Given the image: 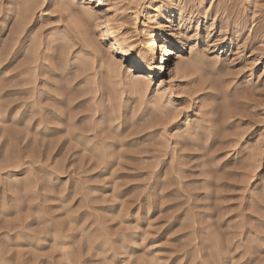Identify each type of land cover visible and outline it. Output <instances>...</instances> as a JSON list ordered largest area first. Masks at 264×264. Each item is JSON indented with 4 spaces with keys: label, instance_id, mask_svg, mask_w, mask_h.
<instances>
[{
    "label": "rangeland",
    "instance_id": "1",
    "mask_svg": "<svg viewBox=\"0 0 264 264\" xmlns=\"http://www.w3.org/2000/svg\"><path fill=\"white\" fill-rule=\"evenodd\" d=\"M72 1L34 0L25 21L24 0H0V51L25 22L22 51L0 80V264H264V0H106L112 26L123 23L138 51L155 14L160 46L185 49L145 92L127 63L118 76L107 67L99 20L85 25L84 10H103ZM31 48L34 97L24 92L33 86L9 81ZM53 97L71 115L51 152L27 128L24 105L55 106ZM207 113L209 141L194 125ZM190 121L199 147L189 144ZM66 126L94 128L78 138L94 147ZM94 148L101 155L91 159Z\"/></svg>",
    "mask_w": 264,
    "mask_h": 264
},
{
    "label": "bare ground",
    "instance_id": "2",
    "mask_svg": "<svg viewBox=\"0 0 264 264\" xmlns=\"http://www.w3.org/2000/svg\"><path fill=\"white\" fill-rule=\"evenodd\" d=\"M34 0H24V9H23V17L25 18V21H26V19H27V16H30L31 14V12H33V2ZM71 1V0H70ZM74 1H76V0H74ZM74 1H72V2H74ZM78 1H80V0H78ZM90 3H92L93 5H95V8L96 9H100V10H103V11H101V15H99V17H97L94 13H93V10H84L83 12H82V14H83V16H84V19H86V21H84V23L85 22H87V23H91V21H94V20H99V22H100V26H101V28H102V31H103V34H104V36H105V38H106V40H107V42H108V49H107V53L109 54V57L112 59V61L110 60V62L107 64V67L110 69V71L111 72H113L114 74H118L120 71H121V69H122V67H123V65L125 64V63H127L130 67H129V72L133 75V74H143V77H144V80H141V79H137L136 78V80H135V78L133 77V76H131V77H133L134 78V80H132V81H135V82H133V83H136V85H138L137 86V88L139 89V91H144L145 89H146V87H148L147 85L150 83V81H152V80H157L158 82H160L161 84L164 82L163 81V79L166 77V75L168 74V71H169V63H170V61L172 60V59H174V58H176L177 56H179V54L181 53V51L183 50H185L184 48H182V47H180V46H175V47H162V46H160V41H159V38L157 37V24H158V22L160 21V18H159V16H156V14L154 15V16H151L148 20V23L146 24L145 22V26H143V33H144V35H145V40H144V42H143V50H140L139 49V51L137 50V46L135 45V41H134V35H132V34H128V31H126V30H123V32L121 31L122 29H123V23H119V25H118V27H113L112 26V23H111V20H110V15H111V8H109V6H108V4H107V2H106V0H88ZM84 2V1H83ZM71 3V2H70ZM80 4V3H79ZM86 4V3H85ZM22 5V6H23ZM75 5V4H74ZM19 7V6H18ZM40 7V6H39ZM68 7V6H67ZM66 7V8H67ZM35 8V7H34ZM63 8V7H62ZM89 8V7H88ZM166 8V7H165ZM64 9V8H63ZM30 14V15H29ZM238 14V13H237ZM243 14V13H242ZM80 16V15H79ZM78 17V16H77ZM136 17V16H135ZM29 18V17H28ZM82 18V17H81ZM72 20V19H71ZM83 20V19H82ZM81 20V21H82ZM113 21V20H112ZM170 21V20H169ZM121 22V21H120ZM24 24H20V28H21V26L22 25H25V22H23ZM87 23H85V25L87 24ZM75 24V23H74ZM65 25V24H64ZM81 25V24H80ZM89 25V24H88ZM69 27V26H68ZM20 28L18 29V33L16 34V32H15V34H12L11 36H10V39H9V41L6 43V45L4 46V49L3 50H1L0 51V80L3 82L4 81V79H7L6 77H2L1 76V74H2V72H4V70H7L10 66H11V64H12V62H14L13 60H14V58L15 57H17V55H18V53L20 52V51H22V50H19V48H16L17 46V44H19L20 43V35H22V34H19V31H20ZM220 32V31H219ZM83 33V32H82ZM138 34V33H137ZM180 34V33H179ZM32 36V35H31ZM87 36V35H86ZM165 36H167V35H165ZM164 36V37H165ZM179 36V35H178ZM168 37V36H167ZM89 38V37H88ZM136 38V37H135ZM169 38H171V39H175V38H179V37H176L175 35H171V36H169ZM31 39V38H30ZM82 39V38H81ZM85 39V38H84ZM92 39V38H91ZM91 39H89V40H91ZM83 40V39H82ZM87 40V39H86ZM161 40H163V38H161ZM51 42V41H50ZM43 44V43H42ZM1 45V44H0ZM16 46V47H15ZM86 46V45H85ZM3 48V47H2ZM35 48H38L37 47V45H36V47ZM35 48H31L30 49V51H27V54H28V52H30L29 53V55H26V56H28V57H26V61H24V66L23 65H18V66H21V72L18 74V75H12V76H10V80L9 81H16L17 83H15L14 82V84L16 85V84H21V83H23V84H25V85H27V86H35V81L34 80H36L38 77V75L36 76L37 78H35L34 76V74H30V72L32 71V72H35V71H33L35 68H38L37 66L35 67L34 65H37L36 64V62H40L39 60H38V58H37V56L38 55H36V51H37V49L35 50ZM22 49V48H21ZM40 49V48H39ZM65 51V50H64ZM38 52V51H37ZM22 53V52H21ZM46 53V52H45ZM197 53V52H196ZM44 55V54H43ZM39 57H40V54H39ZM43 57V56H42ZM117 57H119L120 59L119 60H116V58ZM196 57V56H195ZM118 59V58H117ZM193 61L194 62H196V61H199V59L196 57V58H193ZM19 62V61H18ZM52 62V61H51ZM193 63V62H192ZM197 64V63H196ZM39 65V64H38ZM66 65V64H65ZM193 65V64H192ZM41 66V65H40ZM45 66V65H44ZM68 66V65H67ZM189 66V65H188ZM187 66V67H188ZM32 67H34V69L32 70ZM190 67V66H189ZM20 68V67H19ZM19 68H18V70H19ZM42 68V67H41ZM55 68V67H54ZM40 69V68H39ZM35 70H37V69H35ZM176 70V72L177 73H186V68H185V66H184V64L183 65H180V66H178V68H176L175 69ZM17 70H15V72H16ZM30 71V72H29ZM48 71V70H47ZM101 71V70H100ZM39 72V71H38ZM57 72V71H56ZM8 73H9V71H8ZM42 73V72H41ZM53 73H55V72H53ZM181 73V74H182ZM7 74V73H6ZM39 74V73H38ZM45 74V73H44ZM19 75H23V76H21V78L19 79ZM42 74H39V76H41ZM58 75H59V73H58ZM102 75V74H101ZM174 75L175 76H177L175 73H174ZM174 75H172V76H174ZM118 76V75H117ZM174 76V77H175ZM43 77V76H42ZM116 77V76H115ZM173 77V78H174ZM3 78V79H2ZM40 78V77H39ZM90 79H91V77H90ZM8 80H6V81H8ZM0 81V84H2V82ZM8 81V82H9ZM100 81V80H99ZM131 81V82H132ZM5 82V81H4ZM36 82H37V80H36ZM6 83V82H5ZM56 83V82H55ZM22 84V85H23ZM108 84H110V83H108ZM221 84V83H220ZM3 85V84H2ZM21 85V86H22ZM25 85H23V86H25ZM55 85V84H54ZM107 85V84H106ZM18 86V85H17ZM33 86V87H34ZM39 86V85H38ZM37 86V87H38ZM110 86H111V84H110ZM29 87L30 89H27L26 91L24 90V92L26 93L27 91H28V96L30 95V97L31 96H33L34 97V94H31L32 92L31 91H35L36 89V87ZM44 87H45V85H44ZM134 87H135V84H134ZM144 87H145V89H144ZM189 87V86H188ZM92 88V87H91ZM168 88V87H167ZM23 89V88H22ZM38 89V88H37ZM135 89H136V87H135ZM163 89V88H162ZM43 90V89H42ZM164 90V89H163ZM19 91H22V90H19ZM197 91V90H196ZM47 92H49V91H47ZM145 92V91H144ZM143 92V93H144ZM160 92V91H159ZM200 92V91H199ZM33 93H35V92H33ZM41 93H42V91H41ZM158 93V92H157ZM198 93V92H197ZM252 93V92H251ZM15 98H16V105H15V107H16V109L18 110V109H20V105L22 104H19V103H17V101L19 100V99H21V98H18L19 97V92L16 90L15 91ZM39 94V93H38ZM43 94V93H42ZM47 94V93H46ZM45 94V95H46ZM57 94V93H56ZM162 94V93H161ZM195 94V93H194ZM50 95V94H49ZM92 95V94H91ZM141 95H143L142 93H141ZM243 95V94H242ZM54 96V95H53ZM56 96V95H55ZM161 96V95H160ZM162 96H163V94H162ZM196 96V95H195ZM26 97V96H25ZM113 97V96H112ZM52 98V97H51ZM92 98V97H91ZM144 98H146V97H144ZM161 98V97H160ZM159 98V99H160ZM225 98V97H224ZM24 99H26V98H24ZM29 99V98H28ZM33 99V98H32ZM35 99V98H34ZM53 99H54V102L55 103H57V105H52V106H50L49 104H46V106L45 107H40V104L41 103H39L38 101H39V97H38V101H37V99H36V101H32V103H27V104H25L24 105V110L25 111H31V112H33L32 114V116L31 117H29V118H31V120L28 122V123H26V124H28V126H27V128L34 134V137H36V135H38V134H40V135H42V137H44V138H42V139H44V141L42 140V142H43V145L46 143V146H47V148L49 149V151H51L52 152V150L51 149H53L52 148V146H55V145H58L57 143H56V141H59L60 142V139H57V140H55L56 138H57V136L59 135V134H61V133H63V132H65V130H64V126L62 127V128H60L59 126H58V124H63L64 123V121H65V118L67 117V115L69 116V115H71L70 114V112L69 111H64V109H62V110H60L61 109V107L62 108H64L63 107V102H62V100L61 99H59V97H53ZM113 99V98H112ZM230 99V98H229ZM30 101V100H29ZM41 101V100H40ZM43 101V100H42ZM41 101V102H42ZM74 101V100H73ZM118 102V101H117ZM171 102V101H170ZM43 103V102H42ZM159 103V102H158ZM195 104L197 103V101H195L194 102ZM205 103V102H204ZM58 104H59V107H57L58 106ZM93 104V103H92ZM9 105V104H8ZM160 105V104H159ZM206 105V104H205ZM23 106V105H22ZM44 106V105H43ZM158 106V105H157ZM14 107V108H15ZM198 107H200V106H198ZM137 108V107H136ZM115 109H116V107H115ZM135 109V108H134ZM160 109V108H159ZM164 109V108H163ZM204 109H206V108H204ZM209 109V108H208ZM232 109V108H231ZM1 110V109H0ZM161 110V109H160ZM210 110V109H209ZM228 110V109H227ZM94 111V110H93ZM113 111V110H112ZM119 111V110H118ZM158 111V110H157ZM176 111V110H175ZM181 111V110H180ZM161 112V111H160ZM159 112V113H160ZM227 112V111H226ZM19 113V112H18ZM162 113V112H161ZM201 113V112H200ZM93 114V113H92ZM115 114H117V113H115ZM119 114V113H118ZM117 114V115H118ZM133 114V113H132ZM164 113H162V115H163ZM212 114V113H211ZM238 114V113H237ZM165 115V114H164ZM179 115V114H178ZM181 115V114H180ZM222 115H224V114H222ZM132 116V115H131ZM207 116L208 117H203V118H200V119H197L196 121H197V123L199 124V123H201V124H197V123H195L194 122V125L196 124V126H199V127H201V130L202 129H206V131L208 132L207 134H201V135H205V137L203 136V138L204 139H206V141H209L212 137H211V135L212 134H210V128H206V122L208 123V122H210V115L207 113ZM22 117V116H21ZM27 117V118H28ZM104 117V116H103ZM168 117V116H167ZM174 117V116H173ZM176 117H177V115H176ZM228 117V116H227ZM237 117V116H236ZM27 118H25V119H27ZM111 118H113V117H111ZM117 118V117H116ZM178 118V117H177ZM190 118V115H187L186 116V118H185V120L186 121H188V120H190L189 119ZM244 118V117H243ZM24 119V118H23ZM134 119V118H133ZM165 119V118H164ZM173 119H175V117L173 118ZM192 119V118H191ZM233 119V118H232ZM245 119V118H244ZM162 120V119H161ZM167 120V119H166ZM170 120H171V118H170ZM229 120V119H228ZM231 120V119H230ZM115 121V120H114ZM113 121V122H114ZM117 121V120H116ZM192 121V120H191ZM191 121H190V123L188 124L187 122H185V123H187L188 125H187V129H185V130H187L186 131V133L188 134V137H191V139H190V141L189 140H187V141H189L190 143V146L192 147V148H195V147H199V146H201L202 145V143H200L198 140H197V135H199L197 132L198 131H196V130H198V129H195L196 127H194V125L192 126V123H191ZM22 122V121H21ZM109 122V121H108ZM161 122H163V120L161 121ZM203 122H205V124H203ZM213 122V121H212ZM65 123H66V121H65ZM111 123V122H110ZM61 124V125H62ZM67 124V123H66ZM157 124V123H156ZM169 123H167V125H168ZM210 124H211V122H210ZM112 125V124H111ZM165 125H166V123H165ZM205 126V128H204V126ZM208 125V124H207ZM226 125V124H225ZM17 126V125H16ZM77 126V125H76ZM98 126V125H97ZM120 127V126H119ZM154 127V126H153ZM164 127V126H163ZM226 127V126H225ZM95 128H97V127H95ZM117 128V127H116ZM165 128V127H164ZM198 128V127H197ZM238 128V127H237ZM94 129V128H93ZM92 128H90V127H86V128H79V129H77L78 131H73V129H67V126H66V132H68L69 133V135L71 136V138H72V140H75V142H77V144L78 145H81V146H85L86 148H88V147H90V146H92L91 144H90V142L91 143H93L92 141H90L89 139H88V141L87 140H85V141H81V139H80V141H79V139L78 138H81L82 137V140H84V138H85V135L86 134H89V133H93V132H95L94 130H93ZM230 129V128H229ZM163 130V129H162ZM234 130V129H233ZM238 130V129H237ZM3 131V130H2ZM100 131V130H99ZM102 131H105V130H102ZM138 131V130H137ZM181 131V130H180ZM200 131V130H199ZM244 131V130H243ZM185 132V131H184ZM239 132V131H238ZM101 133V132H100ZM204 133H206V132H204ZM234 133V132H233ZM236 133V132H235ZM245 133V132H244ZM244 133H241V136H242V134H244ZM179 134V133H178ZM28 135V134H27ZM93 135V134H92ZM101 135V134H100ZM83 136H84V138H83ZM94 136H95V134H94ZM98 136V135H97ZM176 136V135H175ZM241 136H239V137H241ZM96 137V136H95ZM199 137V136H198ZM58 138H59V136H58ZM61 138V137H60ZM171 138V137H170ZM178 138V137H177ZM214 138V137H213ZM233 138V137H232ZM54 141H53V140ZM85 139H87V138H85ZM99 139V138H98ZM106 139V138H105ZM109 139V138H108ZM199 139V138H198ZM46 140V141H45ZM212 140H215V139H212ZM10 141V140H9ZM105 141V140H104ZM223 141V140H222ZM67 141H65L64 143H66ZM162 142V141H161ZM260 142V141H259ZM56 143V144H55ZM100 143V142H99ZM109 143V142H108ZM111 143V142H110ZM116 143V142H115ZM168 143V142H167ZM186 143V142H185ZM224 143V142H223ZM236 143V142H235ZM55 144V145H54ZM113 144V143H112ZM120 144V143H119ZM180 144V143H179ZM77 145V146H78ZM104 145H106V143L104 144ZM103 145V146H104ZM109 145V144H108ZM167 145V144H166ZM205 145V144H204ZM229 145V144H228ZM231 145V144H230ZM45 146V147H46ZM75 146H76V144H75ZM80 146V147H81ZM100 146V145H99ZM98 146V147H99ZM162 146V145H161ZM177 146V145H176ZM213 145L212 144H210V149H211V147H212ZM225 146V145H224ZM233 146H234V144H233ZM94 146H92V148H93ZM101 147V146H100ZM35 148V147H34ZM91 148V147H90ZM97 150H98V148H97V146L95 147ZM94 148V149H95ZM112 148V147H111ZM117 148V147H116ZM213 148V147H212ZM233 148V147H232ZM85 149V148H84ZM93 149V151L94 152H91V155H92V153H94V154H96V153H98V156H97V154L96 155H92L91 157H89V158H91V159H93L94 158V156H97V157H100V152L99 151H97L96 149L94 150ZM100 149V151H101V148H99ZM235 149V148H234ZM91 150V149H90ZM108 150V149H107ZM153 150V149H152ZM203 151V150H202ZM157 152V151H156ZM185 152V151H184ZM214 152V151H213ZM254 152V151H253ZM113 153V152H112ZM161 153V152H160ZM163 153V152H162ZM205 153V152H204ZM218 153V152H217ZM103 154H105L104 156L106 157L107 155H106V151H105V153H103ZM109 154V153H108ZM158 154V153H157ZM35 155V154H34ZM161 155V154H160ZM168 155V154H167ZM103 156V155H102ZM104 156L103 157H101L100 159L102 160V161H104V159H102V158H104ZM191 156V155H190ZM259 156V155H258ZM171 157V156H170ZM206 157V156H205ZM216 157V156H215ZM252 157V156H251ZM107 158H110V156L109 157H107ZM214 158V157H213ZM97 159H99V158H97ZM106 159V158H105ZM155 159H157V158H155ZM210 159V158H209ZM218 159V158H217ZM254 159V158H253ZM84 160V159H83ZM108 160V159H107ZM183 160V159H182ZM215 159H212L211 160V162L212 161H214ZM255 160V159H254ZM50 161V160H49ZM99 161V160H98ZM208 161H210V160H208ZM220 161V160H219ZM105 162V161H104ZM217 162H218V160H217ZM97 163V162H96ZM107 163V162H106ZM251 165V164H250ZM4 166H5V164H4ZM110 167H111V165H110ZM2 168V167H1ZM16 168V167H15ZM13 169V168H12ZM178 170V169H177ZM235 173V172H234ZM31 174V173H30ZM236 180V179H235ZM233 182V181H232ZM231 182V183H232ZM243 182V181H242ZM18 183V182H17ZM31 183V182H30ZM181 185V184H180ZM116 186V185H115ZM225 188V187H224ZM229 188V187H228ZM227 188V189H228ZM85 190V189H84ZM240 190V189H239ZM9 191V190H8ZM242 191V190H241ZM95 194V193H94ZM66 197V196H65ZM23 198V197H22ZM8 203V202H7ZM263 204V203H262ZM256 206V205H255ZM259 206V205H258ZM203 207V206H202ZM20 208V207H19ZM225 208V207H224ZM13 211V210H12ZM222 213V212H221ZM213 215V214H212ZM122 217V216H121ZM221 221V220H220ZM28 227V226H27ZM22 228V227H21ZM84 230V229H83ZM205 230V229H204ZM87 231V230H86ZM74 232V231H73ZM67 234V233H66ZM228 234V233H227ZM48 235V234H47ZM213 235V234H212ZM256 235V234H255ZM38 236V235H37ZM223 236V235H222ZM228 237V236H227ZM18 238V237H17ZM206 239V238H205ZM59 240V239H58ZM61 241V240H60ZM96 242V241H95ZM230 242V241H229ZM60 243V242H59ZM93 243V242H92ZM64 245H65V242L63 243ZM104 244H106V243H104ZM103 244V245H104ZM214 245V244H213ZM71 247V246H70ZM101 249V248H100ZM40 251V250H39ZM106 251V250H105ZM217 253V252H216ZM0 254H3V253H1L0 252ZM9 255V254H8ZM0 256H2V255H0ZM144 262V261H143Z\"/></svg>",
    "mask_w": 264,
    "mask_h": 264
}]
</instances>
